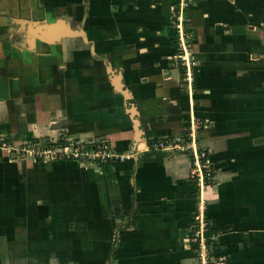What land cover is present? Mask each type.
<instances>
[{
	"label": "crops",
	"instance_id": "1",
	"mask_svg": "<svg viewBox=\"0 0 264 264\" xmlns=\"http://www.w3.org/2000/svg\"><path fill=\"white\" fill-rule=\"evenodd\" d=\"M196 121L203 189L150 147ZM60 138L112 156L10 157ZM200 201L226 264H264V0H0V264H194Z\"/></svg>",
	"mask_w": 264,
	"mask_h": 264
},
{
	"label": "built area",
	"instance_id": "2",
	"mask_svg": "<svg viewBox=\"0 0 264 264\" xmlns=\"http://www.w3.org/2000/svg\"><path fill=\"white\" fill-rule=\"evenodd\" d=\"M173 24L177 32L176 45L179 50L178 56L181 61V72H183L182 81L189 85L193 75L192 57L188 51L190 37L185 31L181 19H176V23ZM201 125L200 121H196L187 134H185L184 138H163L150 144V147L153 149L166 148L189 155L188 178L194 181L200 189L202 188L201 182L210 180L212 177V164L208 160L207 152L203 147L199 146V142L196 139V130ZM2 145L6 146L5 143H2ZM36 145H38L37 148H40L35 153L41 155V157L45 155L47 158H65L103 163L112 156L110 147L102 141L81 142L60 138L42 146L40 143H36ZM37 157L41 158L38 155ZM216 229L212 222L207 219L204 204L200 201L199 206L193 213L190 232L187 237L195 258L194 264H226V255L220 253V250L215 246V243H217L215 235L218 233Z\"/></svg>",
	"mask_w": 264,
	"mask_h": 264
},
{
	"label": "rangeland",
	"instance_id": "3",
	"mask_svg": "<svg viewBox=\"0 0 264 264\" xmlns=\"http://www.w3.org/2000/svg\"><path fill=\"white\" fill-rule=\"evenodd\" d=\"M174 26V24H173ZM175 27V26H174ZM178 59V63L181 66V61L179 60L180 58L177 56ZM181 74H183V72H181ZM37 142H35L32 139H29L27 141H24L20 147L18 148V150H13L12 152H10V157L12 158V156H21L23 158H38V156L41 157V155L36 154L35 151L38 150L40 147L37 148L38 145H36ZM6 145H8L7 143H5ZM42 146V145H41ZM34 152V153H33ZM51 157V156H49ZM41 158H47L45 155H42ZM110 158V157H109ZM209 160V158H208ZM214 168L212 167V177L210 178V180H204L203 182H201V189L206 188L209 185H212V183H214ZM216 242H219L218 239H216Z\"/></svg>",
	"mask_w": 264,
	"mask_h": 264
},
{
	"label": "trees",
	"instance_id": "4",
	"mask_svg": "<svg viewBox=\"0 0 264 264\" xmlns=\"http://www.w3.org/2000/svg\"><path fill=\"white\" fill-rule=\"evenodd\" d=\"M170 35H171L172 41H176L177 40V37H176L177 36L176 29L172 28V30L170 31ZM215 246H216L217 249L219 248L221 250V246H219L218 243H215Z\"/></svg>",
	"mask_w": 264,
	"mask_h": 264
}]
</instances>
